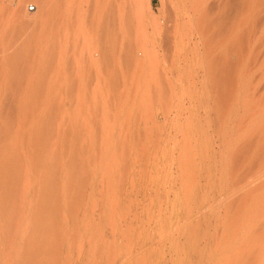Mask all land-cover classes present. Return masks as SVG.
<instances>
[{"label":"rangeland","instance_id":"rangeland-1","mask_svg":"<svg viewBox=\"0 0 264 264\" xmlns=\"http://www.w3.org/2000/svg\"><path fill=\"white\" fill-rule=\"evenodd\" d=\"M196 1L0 0V264H264V0Z\"/></svg>","mask_w":264,"mask_h":264},{"label":"bare ground","instance_id":"bare-ground-1","mask_svg":"<svg viewBox=\"0 0 264 264\" xmlns=\"http://www.w3.org/2000/svg\"><path fill=\"white\" fill-rule=\"evenodd\" d=\"M198 1H199V2H198ZM221 1H223V0H221ZM237 1H238V2L240 1V2L238 3ZM237 1H235V2H231V1H230V2H231V7H232V5H233L234 9H236L237 12H241V11H243L244 9H246V7H247V4H246V3H247L248 1L245 2V1L243 0V3H244V4L241 3L242 0H237ZM196 2H197V5L199 4V5H198L199 9L202 8V7L204 6V7H203V10H202V12H203L202 14H204L205 16L208 15V14L211 15L210 13H212V11L214 12V10H215L217 7H219V5L221 4V3L219 4L218 0H197ZM230 2L226 0V1H225V3H226L225 5L228 6V5L230 4ZM236 2H237V3H236ZM232 3H233V4H232ZM240 3L244 5V8H243V5H241ZM189 4H190V3H189ZM234 4H235V5H234ZM245 4H246V5H245ZM90 5H91V4H90ZM222 5H223V4H222ZM252 5H253V4H252ZM227 6H226V7L224 6L225 9L223 8V10H226L225 12L220 11V12L218 13V15H217L216 17L213 18V20H212L213 23L211 22L212 25H214V26H215V25H219V26H221L223 21H226V20L228 21V17H230L231 14L233 13V12H231V14H230V11L232 10L233 7H232V8L230 9V11L228 12L227 10L230 8V6H229V8H228ZM236 6H237V7H236ZM137 7H138V6H137ZM193 8H194V7H193ZM227 8H228V9H227ZM166 9H167V8H166ZM166 9H165V10H166ZM242 9H243V10H242ZM238 10H239V11H238ZM197 12H198V11H197ZM243 12H244V11H243ZM243 12H242V13H243ZM115 13H116V12H115ZM117 13H119V12H117ZM189 13H190V12H189ZM228 13L230 14V16H229V15L227 16ZM235 13H236V12H235ZM112 14H113V12H111V13H107L106 15H112ZM233 14H234V13H233ZM238 14H239V13H238ZM238 14H237V15H238ZM119 15H120V14H119ZM242 15H243V14H242ZM120 16H121V15H120ZM235 16H236V15H235ZM183 17H184V16H183ZM231 18H232V17H231ZM210 20H211V18H210ZM229 21H230V20H229ZM229 21H228V22H229ZM257 22H258V21H257ZM115 23H117V22L113 21L112 23H110V24L107 26V28H105V31H107V33L109 34L108 37H109L111 34H113V29H114L115 27H117V25H115ZM167 23H168V22H167ZM223 23H225V22H223ZM226 23H227V22H226ZM117 24H118V23H117ZM220 24H221V25H220ZM114 25H115V27H114ZM167 25H168V24H167ZM210 25H211V24H210ZM228 25H231V24L228 23ZM202 26H203V25H202ZM208 26H209V25H208ZM223 26H224V25H223ZM216 27H217V26H216ZM170 28H171V27H170ZM213 28H214V27H213ZM223 28H224V29H223ZM223 28L221 29L220 32L224 31V34H223V33H222V34L220 33V34H218L219 36H220V35H222V36L224 35V36H225V34H227V33H225L226 27H223ZM227 28H228V27H227ZM116 29H117V28H116ZM116 29H114V30H115V31H114V35L116 34V33H115V32H116ZM219 29H220V28H219ZM228 29H229V28H228ZM101 32H102V30H101ZM103 32H104V31H103ZM206 32H207V31H206ZM218 33H219V31H218ZM168 34H169V33H168ZM116 35H117V34H116ZM116 35H115V36H116ZM170 35H171V34H170ZM213 35H214V34H213ZM234 35H235V34H234ZM111 36H112V35H111ZM224 36H223V37H224ZM116 37H117V36H116ZM170 37H171V36H170ZM216 37H217V35H216ZM220 37H221V36H220ZM114 38H115V37H114ZM262 38H263V37H262ZM219 39H220V38H219ZM222 39H223V38H222ZM224 39H225V38H224ZM166 40H167V39H166ZM229 40H230V39H229ZM179 42H180V41H179ZM167 43H168V42H167ZM171 43H172V42H171ZM172 45H173V44H172ZM224 47H225V46H224ZM228 49H229V48H228ZM228 49H227V50H228ZM231 49H233V48L231 47ZM228 52H229V54L231 53L230 51H227V53H228ZM115 53H117V52H115ZM119 53H120V52H119ZM232 53H233V52H232ZM227 56H228V55H227ZM228 69H229V67H228ZM226 70H227V69H226ZM9 100H10V99H9ZM73 101H74V100H73ZM89 104H90V103H89ZM87 106H88V105H87ZM72 108H73V107H72ZM94 108H95V107H94ZM99 109H100V107H99ZM72 110H73V109H72ZM92 110H93V109H92ZM101 110H103V109H101ZM104 111H106V110H104ZM112 111H113V110H112ZM112 111H111V112H112ZM91 113H92V112H91ZM97 113H98V112H97ZM103 113H104V112H103ZM8 114H9V113H8ZM10 114L13 115V113H10ZM92 114H93V113H92ZM114 114H115V113H114ZM116 114H117V113H116ZM5 115H6V114H5ZM12 115H11V116H12ZM111 115H112V114H111ZM11 116L8 115V116H7L8 119H9V118L12 119ZM77 116H78V115H77ZM7 117H6V118H7ZM61 117H62V116H61ZM93 117H94V116H93ZM95 117H96V114H95ZM103 117H104V116H103ZM113 117H114V115H113ZM101 118H102V117H101ZM105 118H106V117H105ZM105 118H104V119H105ZM3 119H4V118H3ZM59 119H60V118H59ZM82 119H83V118H82ZM86 119H87V118H86ZM92 119H93V122L96 120V119H94V118H92ZM107 119H108V118H107ZM60 120H61V119H60ZM80 120H81V118H80ZM108 120H109V119H108ZM7 121H9V120H7ZM78 121H79V120H78ZM85 121H86V120H85ZM100 121H101V120H100ZM103 121H104V120H103ZM105 121H106V120H105ZM108 122H109V121H108ZM112 122H113V121H112ZM112 122H111V123H112ZM96 123H98V122L96 121ZM101 123H102V122H101ZM111 123H110V124H111ZM114 123H115V122H114ZM59 124H60V123H59ZM61 124H62V123H61ZM77 124H78V123H77ZM91 124H92V123H91ZM102 124H103V123H102ZM110 124H107V125L110 126ZM78 125H79V126L82 125V124H81V121H80V124H78ZM84 125H86V124L84 123ZM94 125H95V124H94ZM97 125H98V124H97ZM97 125H95V127H96ZM105 125H106V124H105ZM105 125H104V126H105ZM58 126H60V125H58ZM99 126H100V125H99ZM72 127H73V126H72ZM86 127H88V124L86 125ZM105 127H106V126H105ZM63 128H64V127H63ZM81 128H82V127H81ZM106 128H107V127H106ZM59 129H60V128H59ZM83 129H84V128H83ZM83 129H82V130H83ZM96 129H97V131H98V128H96ZM113 129H114V128H113ZM65 130H66V129H65ZM75 130H76V129H75ZM79 130H80V129H79ZM84 130H85V129H84ZM99 130H100V129H99ZM80 131H81V130H80ZM91 131H93V129H92ZM107 131H108V130H107ZM74 132H76V131H74ZM93 132H94V131H93ZM61 133H63V132H61ZM69 133H70V132H69ZM85 133H86V131H85ZM88 133H89V132H88ZM64 134H65V133H64ZM81 134H82V133H81ZM99 134H100V133H99ZM107 134H108V133H107ZM83 135H85V134H82L81 136H83ZM119 135H120V134H119ZM121 135H123V134H121ZM135 135H136V134H135ZM90 136H91V133H90ZM115 136H116V135H115ZM75 137H77V136H75ZM93 137H94V136H93ZM77 138H78V137H77ZM79 138H81V137L79 136ZM87 138H88L89 140H91L92 137H90V138H89V137H86V139H87ZM105 138H106V137H105ZM105 138L103 139V141H104V140L106 141ZM111 138H112V137H111ZM120 138H121V137H120ZM113 140H114V139H113ZM77 141H79V140L77 139ZM82 141H85V139L83 138ZM91 141H92V140H91ZM97 141H98V140H97ZM100 141H101V140H100ZM105 141H104V143H105ZM74 142H76V140H75ZM89 142H90V141H89ZM108 142H109V141H108ZM84 143H85V142H84ZM84 143H82V144H84ZM90 143H91V142H90ZM62 144H63V143H62ZM80 144H81V143H80ZM80 144H78V145H80ZM88 144H89V143H88ZM92 144H93V143H92ZM92 144H91V145H92ZM98 144H99V143H98ZM101 144H102V143H101ZM112 144H113V143H112ZM75 145H77V144H75ZM89 145H90V144H89ZM89 145H88V146H89ZM91 145H90V146H91ZM250 145H251V144H250ZM82 146H83V145H82ZM84 146H85V148H86V145H85V144H84ZM104 146H105V145H104ZM116 146H117V145H116ZM119 146H120V145H119ZM92 147H93V145H92ZM97 147H99V146L97 145ZM73 148H74V147H73ZM79 148H80V146H79ZM107 148H108V147L106 146L105 149H107ZM81 149H82V148H81ZM81 149H80V151L82 152ZM86 149H87V148H86ZM91 149H92V151H93V148H91ZM73 150H74V149H73ZM77 150H78V148H77ZM83 150H84V148H83ZM101 150H102V149H101ZM80 151H79V152H80ZM84 151H85V150H84ZM84 151H83V154H85ZM86 151H87V150H86ZM98 151H100V150H98ZM73 152H74V151H73ZM77 152H78V151H77ZM77 152H76V153H77ZM86 153H87V152H86ZM102 153H103V152H102ZM96 154H97V153H96ZM71 155H73V154H71ZM80 155H81V154H80ZM85 155H86V154H85ZM85 155H84V156H85ZM75 156H76V155H75ZM84 156H83V157H84ZM88 156H89V155H88ZM98 156H99V154H98ZM48 158H49V157H48ZM48 158H47V159H48ZM75 158H76V157H75ZM91 158H92V157H91ZM91 158H90V159H91ZM49 160H50V158H49L47 161H49ZM52 160H53V159H51V161H52ZM55 160H57V159H55ZM67 160H68V159H67ZM7 161H8V160H7ZM7 161H5V162H7ZM51 161H49V163H50ZM77 161H78V159H77ZM77 161H76V163H77ZM91 161H92V160H91ZM54 162H55V161H54ZM128 162H129V161H128ZM73 163H74V162H73ZM89 163H90V162H89ZM6 164H7V163H6ZM6 164H4V165H6ZM9 164H10V163H9ZM9 164H8V165H9ZM54 164H55V163H54ZM93 164H94V163H93ZM8 165H7V166H8ZM57 165H58V164H57ZM77 165H78V164H77ZM49 166H50V165H49ZM80 166H81V165H80ZM75 167H76V166H75ZM4 168H5V167H4ZM82 170H83V169H82ZM86 170H87V169H86ZM54 171H55V170H54ZM81 172H82V171H81ZM263 173H264V171H263ZM62 175H63V174H62ZM53 176H54V175H53ZM48 177H49V176H48ZM54 177H55V176H54ZM7 178H8V177H7ZM50 179H51V177H50ZM65 179H66V178H65ZM4 180H6V179L4 178L3 181H4ZM9 180H10V179H9ZM44 180H45V179H44ZM7 181H8V180H7ZM42 181H43V180H42ZM60 181H61V179H60ZM1 182H2V181H1ZM9 182H10V181H9ZM50 182H51V181H50ZM71 182H72V181H71ZM47 183H48V184H51L52 182L49 183V181H47ZM4 184H5V183H4ZM6 184H8V183H6ZM52 187H53V186H52ZM58 188H59V186H58ZM67 188H68V187H67ZM101 188H102V187H101ZM56 190H57V189H56ZM233 193H234V192H233ZM103 195H104V194H103ZM68 196H69V195H68ZM8 199H9V198H8ZM67 201H68V200H67ZM247 212H248V211H247ZM40 220H41V219H40ZM40 220H37L38 222H40L39 225H37L38 228H40V225H41V221H40ZM37 221H36V222H37ZM263 222H264V221H263ZM73 223H74V222H73ZM34 224H35V221H34ZM255 225H256V224H255ZM35 226H36V225H35ZM260 227H262V226H260ZM35 228H36V227H35ZM38 228H36V229H38ZM72 228H73V227H72ZM254 229H255V228H254ZM258 229H259V228H258ZM251 231H254L253 228H252ZM257 231H258V230L255 229L254 232L257 233ZM260 231H261V230H260ZM258 234H259V233H258ZM249 235H250V234H249ZM260 235H262V234H260ZM252 236H253V235H252ZM252 236H251V237H252ZM241 238H243V237H241ZM246 238H250V237H249V236H246ZM263 238H264V236H263ZM244 239H245V238H244ZM74 240H75V239H74ZM260 240L262 241V236H261V239H260ZM253 241H254V240H253ZM241 242H242V241H241ZM244 242H245V241H244ZM257 242H258V241H257ZM238 244H239V243H238ZM263 244H264V243H262V246H263ZM254 246H255V245H254ZM251 247H252V246H251ZM251 247H250V248H251ZM258 247L260 248L261 245L257 246V248H258ZM242 248H243V247H242ZM248 249H249V248H248ZM251 249H252V248H251ZM253 249H254V247H253ZM255 250H256V249H255ZM249 251H250V250H249ZM261 251H262V250H261ZM250 252H252V254L255 253V255H256V251L254 252V250H252V251H250ZM253 252H254V253H253ZM246 254H247V251H246ZM249 254H251V253H249ZM240 255H241V254H240ZM244 256H245V255H244ZM251 256H252V255H251ZM251 256H249V257H251ZM238 257H240V256H238ZM253 257H254V255L251 257V259H250V258H249V259L252 261V260L254 259ZM241 258H242V256H241ZM246 258L248 259V256H247ZM252 258H253V259H252ZM255 258H256V257H255ZM232 260H233V259H232ZM254 260H255V259H254ZM242 261H243V260H242ZM247 262L249 263V261H247ZM260 262H261V260H260ZM260 262H256L255 264L260 263ZM245 263H246V262H245ZM248 263H247V264H248ZM252 263H253V262H252ZM224 264H225V263H224ZM238 264H239V263H238ZM242 264H244V263H242ZM249 264H251V263H249Z\"/></svg>","mask_w":264,"mask_h":264},{"label":"built area","instance_id":"built-area-1","mask_svg":"<svg viewBox=\"0 0 264 264\" xmlns=\"http://www.w3.org/2000/svg\"><path fill=\"white\" fill-rule=\"evenodd\" d=\"M30 8L33 9L34 8V5H32Z\"/></svg>","mask_w":264,"mask_h":264}]
</instances>
